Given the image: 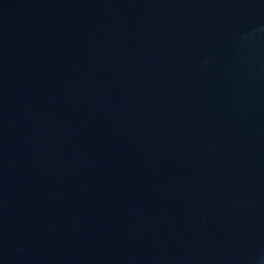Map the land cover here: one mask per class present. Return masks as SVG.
I'll use <instances>...</instances> for the list:
<instances>
[{
  "label": "water",
  "instance_id": "obj_1",
  "mask_svg": "<svg viewBox=\"0 0 264 264\" xmlns=\"http://www.w3.org/2000/svg\"><path fill=\"white\" fill-rule=\"evenodd\" d=\"M0 264H264V0H0Z\"/></svg>",
  "mask_w": 264,
  "mask_h": 264
}]
</instances>
